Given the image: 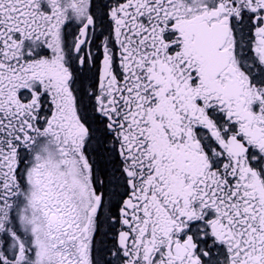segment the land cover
Returning a JSON list of instances; mask_svg holds the SVG:
<instances>
[{
  "label": "snow or ice",
  "instance_id": "snow-or-ice-1",
  "mask_svg": "<svg viewBox=\"0 0 264 264\" xmlns=\"http://www.w3.org/2000/svg\"><path fill=\"white\" fill-rule=\"evenodd\" d=\"M0 264H264V0H0Z\"/></svg>",
  "mask_w": 264,
  "mask_h": 264
}]
</instances>
